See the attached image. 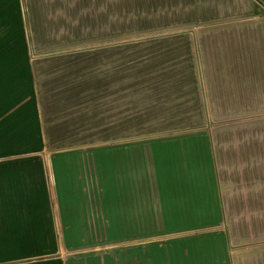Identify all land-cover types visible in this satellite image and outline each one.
<instances>
[{"label": "crops", "instance_id": "obj_1", "mask_svg": "<svg viewBox=\"0 0 264 264\" xmlns=\"http://www.w3.org/2000/svg\"><path fill=\"white\" fill-rule=\"evenodd\" d=\"M0 264H264V0H0Z\"/></svg>", "mask_w": 264, "mask_h": 264}, {"label": "rangeland", "instance_id": "obj_2", "mask_svg": "<svg viewBox=\"0 0 264 264\" xmlns=\"http://www.w3.org/2000/svg\"><path fill=\"white\" fill-rule=\"evenodd\" d=\"M130 32H133V31H120L119 41L120 42H128L130 39H132L133 37H128ZM137 32H139V31H137ZM103 33H106V31H88V46L91 47V46L95 45L97 39H99V36ZM97 34H99V35H97ZM140 36L141 35H137V37L134 38V40L141 39L142 37H140ZM100 38L106 39L105 36L104 37L100 36ZM105 42H116V40H115V38L114 39L110 38L109 40H107Z\"/></svg>", "mask_w": 264, "mask_h": 264}]
</instances>
